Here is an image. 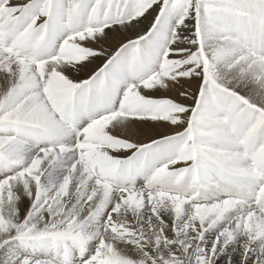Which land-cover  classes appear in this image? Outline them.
Wrapping results in <instances>:
<instances>
[{
	"label": "snow or ice",
	"instance_id": "1",
	"mask_svg": "<svg viewBox=\"0 0 264 264\" xmlns=\"http://www.w3.org/2000/svg\"><path fill=\"white\" fill-rule=\"evenodd\" d=\"M221 261L264 264V0H0V264Z\"/></svg>",
	"mask_w": 264,
	"mask_h": 264
},
{
	"label": "bare ground",
	"instance_id": "2",
	"mask_svg": "<svg viewBox=\"0 0 264 264\" xmlns=\"http://www.w3.org/2000/svg\"><path fill=\"white\" fill-rule=\"evenodd\" d=\"M153 15H154V13H153ZM142 20H143V22L141 24H139V26H141L143 29H146L150 25V22L152 20V15H148L146 19L142 18ZM130 30L132 31V28L131 29H127V31L131 34ZM109 41L113 42L112 40H109ZM114 42H117V41H114ZM100 60H102V58L97 59L95 61V63L93 65H91L90 69L82 71L78 75L77 74H70V78H72V79L77 81V79L80 78V76H82L83 74L84 75L85 74L89 75L91 69H93V67H95L94 65H97L98 63H100ZM193 84H195V83H193ZM195 87L191 86V88L189 90L194 92L195 91ZM170 95L171 96L168 95V92H160V93L156 94L155 98L168 97V98L176 99V100H178L179 102H182V103H184V102H186L188 104L192 103L190 100L189 101H184V99L182 97L175 96L173 91L170 92ZM162 123L163 122H146V123H142L139 128L134 129L135 130L134 132L135 133H140L143 136H140L139 138L132 139V140H134V141L136 140L137 142H145L149 138L153 139V137H155L156 139L162 138V136H164V135L161 133V131L163 129H165V128L168 130L167 132H169V133H174L175 132V128H173L171 126H161ZM159 127L162 129L161 131H160ZM127 155H128L127 153H122V154H120V158H126Z\"/></svg>",
	"mask_w": 264,
	"mask_h": 264
},
{
	"label": "rangeland",
	"instance_id": "3",
	"mask_svg": "<svg viewBox=\"0 0 264 264\" xmlns=\"http://www.w3.org/2000/svg\"><path fill=\"white\" fill-rule=\"evenodd\" d=\"M135 23V22H134ZM143 31H144V29L141 27V26H139V24H136V26L135 27H133L132 28V31L130 30V32H131V34L127 31V30H125V29H121V30H118V31H111V30H109V32H110V35H109V39H107V40H104V41H102L101 43H99V44H91V45H89L90 47H94V48H96V49H102V50H105L106 52H111L113 49H115L121 42H126L127 40H129V39H134L137 35H139V34H142L143 33ZM109 40H112L113 42H110ZM114 41H117V42H114ZM102 58V60H100V63H98L97 65H94L95 67H97L99 64H101L102 63V61H103V59H104V57H101ZM95 67H93V69L95 68ZM90 75V74H89ZM89 75H82V76H80V78H78L77 79V81L78 80H80V79H86V78H88V76ZM196 86V84H192L191 86H193V87H195ZM195 90H196V87H195ZM173 92H174V95L175 96H178L177 95V92L175 91V90H173ZM168 95L169 96H171L170 95V92H168ZM159 129H160V131L162 130L160 127H159ZM164 130V131H163ZM162 131H161V133L165 136V135H171V134H174V133H169V132H167L168 130L165 128V129H163ZM180 129H176L175 128V132L176 131H179ZM135 131V130H134ZM164 132V133H163ZM119 135H122V136H124L125 138H129L130 137V139L132 140V139H136V138H139L140 136H143L142 134H140V133H135L134 132V134H124V133H118ZM127 136V137H126ZM152 136V135H151ZM132 137V138H131ZM153 139H156L155 137H153ZM152 138H149L147 141H145V142H137L136 140L134 141V142H137V143H149V142H151V140H153ZM160 139V138H159ZM123 152H121V153H112L113 155H116V156H118L119 158H120V154H122ZM123 159V158H122ZM179 166V165H178ZM139 183V182H138ZM220 264H223V262L221 261L220 262Z\"/></svg>",
	"mask_w": 264,
	"mask_h": 264
}]
</instances>
